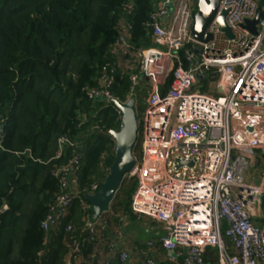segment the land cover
<instances>
[{"label": "built area", "instance_id": "built-area-1", "mask_svg": "<svg viewBox=\"0 0 264 264\" xmlns=\"http://www.w3.org/2000/svg\"><path fill=\"white\" fill-rule=\"evenodd\" d=\"M259 1L220 0L206 28L210 39L200 43L191 36L196 1L157 0L150 17L154 46L134 49L131 26L121 25L112 48L116 62L102 72L100 88L86 93L91 100L114 98L110 89L116 67H138V73L130 76L129 98H136L138 80L147 85L138 117L136 164L127 175L136 180L130 212L161 225L159 243L171 254V264L179 258L182 264H203L207 248L215 251V264H264V212L260 207L264 176L260 184L246 183L255 151L264 152V6L260 7L257 34L243 27L256 16ZM126 10L131 12V6ZM222 12H226L232 39L219 29ZM204 73L207 76L200 82L198 77ZM168 77L167 91L161 93ZM206 79L214 81V94L198 90ZM57 144L56 158L63 146H75L66 136ZM79 171L80 159L74 155L52 172L59 179V193L41 222L45 234L79 197ZM97 189L92 185L88 194ZM101 229L98 219H90L81 231L82 240L70 236L65 264L80 263L83 244H93L94 253H99ZM65 233L72 234L70 225ZM147 247L151 250L152 243ZM107 248L120 264H128L129 255L117 242ZM149 250L146 264H156Z\"/></svg>", "mask_w": 264, "mask_h": 264}, {"label": "trees", "instance_id": "trees-1", "mask_svg": "<svg viewBox=\"0 0 264 264\" xmlns=\"http://www.w3.org/2000/svg\"><path fill=\"white\" fill-rule=\"evenodd\" d=\"M156 9L157 0H0V264H65L70 236L84 238L81 231L91 213L84 195L107 175L113 159L108 131L120 124L112 104L95 102L86 93L100 88L102 72L116 62L112 48L121 25L131 26L134 49L154 46L150 17ZM137 70V65L115 68L110 89L115 99H129L130 76ZM169 83L170 77L161 93ZM146 89L138 80L135 103L144 97V106ZM139 109L136 103L138 117ZM64 136L75 146H63L56 158L57 141ZM74 155L80 159L79 197L45 234L41 222L59 193L52 172ZM135 186V178L126 175L108 212L98 218L100 252L83 244L80 263L72 264H103L104 257V264H120L107 246L123 220L132 217ZM67 225L72 234L65 233ZM215 261V251L207 248L203 264Z\"/></svg>", "mask_w": 264, "mask_h": 264}, {"label": "water", "instance_id": "water-1", "mask_svg": "<svg viewBox=\"0 0 264 264\" xmlns=\"http://www.w3.org/2000/svg\"><path fill=\"white\" fill-rule=\"evenodd\" d=\"M219 1L196 0V11L193 15L191 27V36L195 41L205 43L210 39V36L206 34V28L215 17ZM262 6H264V0L259 1V9L254 19L245 21L243 25L252 35L257 34L256 25L261 18L260 7ZM225 16L226 12H222L217 23L220 31L229 39H232L230 30L225 23ZM206 76L204 73L198 77L199 81L201 82ZM94 101L112 104L120 113V124L117 131H108V135L113 142V159L107 175L93 194L84 195V199L90 205L91 220H97L101 215L108 212L124 177L131 173L135 167L136 161L133 152L138 139V116L136 103L133 98H129L126 102H121L115 98L108 100L100 96L95 98ZM260 207L262 212H264V195L260 198Z\"/></svg>", "mask_w": 264, "mask_h": 264}, {"label": "crops", "instance_id": "crops-1", "mask_svg": "<svg viewBox=\"0 0 264 264\" xmlns=\"http://www.w3.org/2000/svg\"><path fill=\"white\" fill-rule=\"evenodd\" d=\"M254 161H255L254 167L250 168L247 172V175H246V183L251 184V185H257L263 181L264 152L261 150L255 151ZM127 220H128V222H130L132 224L143 222L145 224L150 225V227H151V228H149L151 230L147 229L145 232L142 228V232L145 235H148L145 243L141 242L138 238L134 239L131 237V235L135 231V229L139 228L138 224H137L135 229H130L129 227L127 229L126 226L123 227V225H122V228L124 231L121 228L119 231L118 237H116L112 241V242H117L118 246H120V248L122 250H124L128 253V255H129L128 264H146L147 256L145 255V253L149 250L147 247L148 242H151L153 245L152 249L149 250V252H152L153 258H154V261L156 264H163L164 262L171 264L168 260V258H170V256H171V254L160 249V245L157 244L159 242L160 236L163 234L161 225H159L158 223H156L155 221H153L149 218L139 217V216H135L133 214H132V217L127 218ZM123 221L126 222V219H124ZM125 222H124V224L128 223V222H126V223ZM139 231H140V228H139L138 232ZM125 235H126V237H128V239H126ZM182 253L185 254L184 251H182ZM104 255H105V253H104ZM105 259H107V258L104 257V260L102 261L103 264L105 263ZM182 263L183 262L181 261V264ZM88 264H92V263L90 262ZM100 264H101V261H100ZM177 264H178V261H177ZM212 264H215V262H213Z\"/></svg>", "mask_w": 264, "mask_h": 264}, {"label": "rangeland", "instance_id": "rangeland-1", "mask_svg": "<svg viewBox=\"0 0 264 264\" xmlns=\"http://www.w3.org/2000/svg\"><path fill=\"white\" fill-rule=\"evenodd\" d=\"M170 9L172 10L173 9V7L172 6H170ZM213 84H214V81L212 80V79H206L205 81H204V83H203V85L198 89L200 92H202V93H211V94H214L215 93V89L213 88ZM142 98H144V97H142ZM142 98H139L137 101H136V103H137V105L139 106V108L141 109H139V113L141 112L142 113V111H143V100H142ZM140 128V127H139ZM139 134H140V129L138 130V139H137V143H136V146H135V148H134V152H133V155H134V157H136V155H137V153H138V150H139V142H140V138H139ZM124 222L125 221H123V227H125L126 226V228L128 229V227L130 228V229H135L136 228V226H137V224L139 225V228H140V231L138 232V230H139V228H137V229H135V231L132 233V235H131V237L132 238H134V239H136V238H138L141 242H143V243H145L146 242V238L148 237V235H145L143 232H142V228H143V230H144V232L147 230V229H149V228H151L150 227V225H148V224H145V223H143V222H140V223H130V222H128V220L126 219V222H128L127 224H124ZM125 222V223H126ZM134 227V228H133ZM118 230H120V229H118ZM122 230H123V228H122ZM126 230V229H125ZM149 230H151V229H149ZM124 231V230H123ZM126 232V231H125ZM127 234V233H126ZM125 237H126V235H125ZM126 239H128V237H126Z\"/></svg>", "mask_w": 264, "mask_h": 264}]
</instances>
